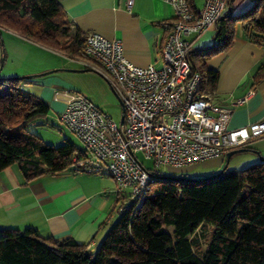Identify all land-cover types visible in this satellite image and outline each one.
I'll return each mask as SVG.
<instances>
[{
    "label": "trees",
    "instance_id": "obj_1",
    "mask_svg": "<svg viewBox=\"0 0 264 264\" xmlns=\"http://www.w3.org/2000/svg\"><path fill=\"white\" fill-rule=\"evenodd\" d=\"M187 1L198 12L195 0ZM234 2L215 25L214 44L190 53L207 95L219 80L207 62L233 47L239 29L264 47V0L248 3L239 14ZM2 29L71 60L93 61L85 54L84 34L71 32L60 0H0ZM29 80L0 77V172L17 164L32 181L66 171L75 156L84 159L85 150L69 142L54 147L29 131L50 113L46 102L23 87ZM263 80L264 62L255 73L256 83ZM158 172L150 196L136 211L118 215L96 252L72 238H43L33 228H0V264H264V160L192 181ZM209 227L212 235L202 251L195 237Z\"/></svg>",
    "mask_w": 264,
    "mask_h": 264
},
{
    "label": "built area",
    "instance_id": "obj_2",
    "mask_svg": "<svg viewBox=\"0 0 264 264\" xmlns=\"http://www.w3.org/2000/svg\"><path fill=\"white\" fill-rule=\"evenodd\" d=\"M164 1L173 8L175 18L163 25L166 38L160 50L161 68L135 66L126 58L120 40L94 32L84 35L86 56L100 64L122 100L124 124L115 122L82 94L73 95L60 117L85 150L84 159L75 156L71 168L110 175L116 182L118 215L142 206L152 192L155 171H181L226 158L230 151L264 138V122L229 128L233 107L242 105L250 95L231 106L218 104L213 95L202 92V77L189 59L194 40L215 27L229 11L231 0H204L198 12L187 0ZM244 1L253 4L258 0ZM133 4L134 0H127L128 10ZM138 153L152 162L153 170L145 167Z\"/></svg>",
    "mask_w": 264,
    "mask_h": 264
},
{
    "label": "crops",
    "instance_id": "obj_3",
    "mask_svg": "<svg viewBox=\"0 0 264 264\" xmlns=\"http://www.w3.org/2000/svg\"><path fill=\"white\" fill-rule=\"evenodd\" d=\"M60 5L72 33L80 31L85 35L94 32L109 40H120L126 58L135 66L162 67L160 50L166 38L163 25L175 18L173 8L164 0H134L131 10L127 8V0H60ZM203 7L204 1L199 7L195 0L198 11ZM247 8L248 3L244 0H235L233 4L235 14L243 13ZM216 33L217 27H214L195 39L193 50L211 47ZM67 59L78 64L75 70L86 69L106 78L112 86L95 60L81 64ZM263 62L264 47L247 40L241 29L228 52L216 55L207 62L208 69L219 73L213 92L215 102L231 106L235 100L250 95L242 105L233 107L230 129L264 122V80L260 83L255 81V73ZM65 65L55 67L67 69ZM50 69L43 67L15 72L12 67L5 77L42 75ZM75 73L84 72L59 71L32 78L23 87L49 105V114L61 115L73 95L81 94L78 92L81 88L68 77V74ZM246 148L251 149L248 153L255 154L251 163L257 161V152L264 157V138L252 140ZM208 162L213 166V172L207 176H212L223 170L226 158ZM115 190L116 182L107 174L69 168L58 174L45 173L27 181L15 164L0 172V228L19 231L33 228L43 238L59 241L72 238L79 244L89 245L90 250L96 252L116 222L118 196Z\"/></svg>",
    "mask_w": 264,
    "mask_h": 264
},
{
    "label": "rangeland",
    "instance_id": "obj_4",
    "mask_svg": "<svg viewBox=\"0 0 264 264\" xmlns=\"http://www.w3.org/2000/svg\"><path fill=\"white\" fill-rule=\"evenodd\" d=\"M204 0H196L199 7ZM4 57V65L0 73L1 78H6L9 68H15V72L25 69H40L43 67L52 68L50 71L57 70L58 64H66L67 69H75L78 64L69 62L66 57L60 53L48 49L32 40L26 39L17 33L2 29L0 31V68ZM12 66V67H11ZM50 66V67H49ZM81 68V67H80ZM20 71V72H22ZM66 75V74H63ZM69 79L81 88L80 92L94 103L103 113L109 115L115 122L120 124L122 116V107L118 98L114 95L106 78L96 76L91 72L68 74ZM26 76V75H25ZM23 77V76H22ZM13 78V77H11ZM28 91V90H27ZM61 115L51 112L46 118L39 119L29 127V131L38 135L47 144L54 147L62 146L66 143H72L74 146L82 147L81 140L71 132L61 121ZM252 153L239 154V158L230 161L229 170H242L252 166L260 161L251 163ZM138 157L144 163L145 167L152 169L151 161L144 158V155L138 153ZM207 163V164H206ZM213 166L210 162H205L184 168L182 171L170 169H160V173L167 177H185L188 179H204L213 172ZM153 170V169H152ZM117 210V209H116ZM118 220V213H115V221ZM213 227L206 230H199L196 234L200 249L204 251L210 241Z\"/></svg>",
    "mask_w": 264,
    "mask_h": 264
},
{
    "label": "water",
    "instance_id": "obj_5",
    "mask_svg": "<svg viewBox=\"0 0 264 264\" xmlns=\"http://www.w3.org/2000/svg\"><path fill=\"white\" fill-rule=\"evenodd\" d=\"M3 65H4V57L2 59V62H1V68H0V73H1V70L3 68ZM59 71H68V72H87L88 70L86 69H83V70H75V69H57V70H53V71H50L48 73H44L42 75H35V76H26V77H22V78H27V79H32V78H39V77H42V76H46L48 74H53V73H57ZM111 90L113 91L114 95L118 98L120 104H121V107H122V116H121V120H120V124L123 125L124 124V121H125V108H124V105L122 103V100L120 98V96L118 95V93L116 92V90L113 88V86H111ZM248 152V150L246 148H240V149H235V150H232L230 151L227 156H226V163H225V166L223 168V170L215 175H212L210 176L209 178H213V177H217L219 176V174H221L224 170L228 169V166H229V163L231 161V159L236 156V155H239V154H243V153H246ZM258 156L260 157V160H264V157L262 155H260L259 152H257ZM208 177H206L205 179H207ZM186 180H189V181H192L194 179H188V178H184Z\"/></svg>",
    "mask_w": 264,
    "mask_h": 264
}]
</instances>
